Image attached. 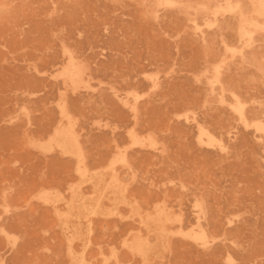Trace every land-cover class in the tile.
Instances as JSON below:
<instances>
[{
	"label": "rangeland",
	"instance_id": "374dc122",
	"mask_svg": "<svg viewBox=\"0 0 264 264\" xmlns=\"http://www.w3.org/2000/svg\"><path fill=\"white\" fill-rule=\"evenodd\" d=\"M260 2L0 0V264H264Z\"/></svg>",
	"mask_w": 264,
	"mask_h": 264
},
{
	"label": "bare ground",
	"instance_id": "6f19581e",
	"mask_svg": "<svg viewBox=\"0 0 264 264\" xmlns=\"http://www.w3.org/2000/svg\"><path fill=\"white\" fill-rule=\"evenodd\" d=\"M262 1V0H261ZM259 2H260V0H259ZM264 3V2H263ZM262 2H260V5H262L263 4ZM259 5V6H260ZM259 6H258V8H259ZM263 6V5H262ZM261 7V6H260ZM258 10H260V9H258ZM263 10V9H262ZM255 12H257V11H255ZM259 13V11L257 12V14ZM261 14V13H260ZM264 28V27H263ZM75 69V68H74ZM68 72H70V71H68ZM74 73V72H73ZM72 75H74V74H72ZM72 75H71V77H72ZM70 76V75H69ZM75 138V137H74ZM64 139V138H63ZM67 141V140H66ZM72 141V140H71ZM48 143V142H47ZM70 144V143H69ZM68 145V144H67ZM71 146V145H70ZM78 148V147H77ZM74 149V148H73ZM66 152V151H65ZM81 152V151H80ZM78 154V153H77ZM80 163V162H79ZM114 163V162H113ZM85 171V170H84ZM103 171V170H102ZM110 171V170H109ZM91 180V179H90ZM90 182V181H89ZM87 201V200H86ZM148 220V219H147Z\"/></svg>",
	"mask_w": 264,
	"mask_h": 264
}]
</instances>
